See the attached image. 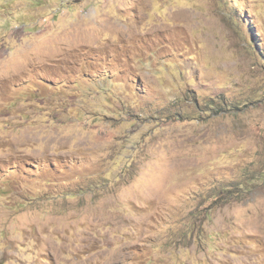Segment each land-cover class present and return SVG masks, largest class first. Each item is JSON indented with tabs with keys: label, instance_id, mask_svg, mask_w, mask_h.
Returning a JSON list of instances; mask_svg holds the SVG:
<instances>
[{
	"label": "rangeland",
	"instance_id": "rangeland-1",
	"mask_svg": "<svg viewBox=\"0 0 264 264\" xmlns=\"http://www.w3.org/2000/svg\"><path fill=\"white\" fill-rule=\"evenodd\" d=\"M0 264H264V0H0Z\"/></svg>",
	"mask_w": 264,
	"mask_h": 264
}]
</instances>
